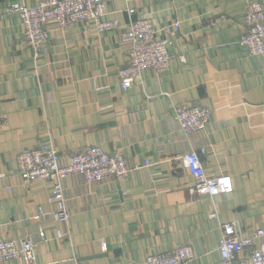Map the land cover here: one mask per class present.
I'll use <instances>...</instances> for the list:
<instances>
[{
	"label": "crops",
	"instance_id": "1",
	"mask_svg": "<svg viewBox=\"0 0 264 264\" xmlns=\"http://www.w3.org/2000/svg\"><path fill=\"white\" fill-rule=\"evenodd\" d=\"M13 1L46 0H0V239H27L37 264H144L188 244L192 264H217L223 223L241 238L264 228V57L237 44L255 0H107L113 30L49 23L39 47L23 40L16 13H4ZM138 16L154 21L157 36L170 26L171 61L123 90L118 70L129 45L121 34ZM192 103L207 107L210 121L185 134L175 108ZM50 143L61 165L70 152L97 146L123 155L129 173L91 184L80 174L62 179L69 220L59 223L49 182L24 183L16 164L21 149ZM191 151L209 177L230 176L233 191L194 194L183 166Z\"/></svg>",
	"mask_w": 264,
	"mask_h": 264
},
{
	"label": "built area",
	"instance_id": "2",
	"mask_svg": "<svg viewBox=\"0 0 264 264\" xmlns=\"http://www.w3.org/2000/svg\"><path fill=\"white\" fill-rule=\"evenodd\" d=\"M105 1L107 0H46L29 6L13 1L5 6L4 13H16L22 23L23 40L29 46L39 47L49 40V23H53L58 29H64L80 22H90L96 32L113 30L118 21L104 17ZM128 13L131 15L134 9H128ZM242 17L244 26L237 44L248 54L264 57V0L249 2ZM170 32V26H165L163 35L157 36L155 23L149 17L138 16L131 19L127 29L121 34L122 40L129 45L127 64L118 70L123 90L130 88L132 82L146 70L152 69L159 73L167 70L171 61L170 47L173 44ZM175 118L180 130L189 134L207 126L210 110L193 103L178 105L175 108ZM67 156V164L61 165L59 152L51 143L33 149H21L16 154L17 171L24 183L36 179L49 182L51 187L47 201L54 204L51 216L59 223H67L69 220L61 187L62 179L80 174L87 184H91L106 177L123 178L129 173L123 155L109 154L97 146L70 152ZM183 166L195 179L192 188L194 194L213 197L233 191L230 176L209 177L196 152H188L183 157ZM38 213L44 214L41 208ZM215 215L210 214L211 217ZM57 236H62V233L58 231ZM220 236L217 264H264V240L256 243L264 238V228L256 229L252 235L241 238L237 236L234 223L226 222L221 226ZM105 246L103 243L104 248ZM238 251H242L244 256L236 259ZM13 259H21V264H37L34 245L27 239L20 241L19 245L11 239H0V260ZM194 259L193 248L188 244L178 246L171 252L149 254L144 264H192Z\"/></svg>",
	"mask_w": 264,
	"mask_h": 264
}]
</instances>
